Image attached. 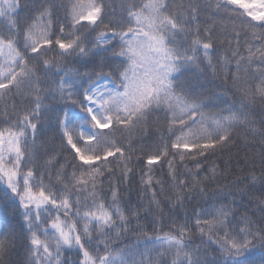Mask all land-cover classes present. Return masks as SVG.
<instances>
[{
    "label": "snow or ice",
    "instance_id": "obj_1",
    "mask_svg": "<svg viewBox=\"0 0 264 264\" xmlns=\"http://www.w3.org/2000/svg\"><path fill=\"white\" fill-rule=\"evenodd\" d=\"M0 113V264L18 245L20 264H264V0H0ZM239 128L260 175L245 160L239 201L221 188L188 212ZM137 169L146 206L123 194ZM162 205L183 222L164 231Z\"/></svg>",
    "mask_w": 264,
    "mask_h": 264
},
{
    "label": "trees",
    "instance_id": "obj_2",
    "mask_svg": "<svg viewBox=\"0 0 264 264\" xmlns=\"http://www.w3.org/2000/svg\"><path fill=\"white\" fill-rule=\"evenodd\" d=\"M57 2H60V0H57ZM203 3L204 0H201ZM63 14V10H61V15ZM226 46H223L220 48V55H224L225 51L224 48ZM188 82L194 87L195 91L197 93H200L204 95L205 97H212L214 95H222L225 97V100H227L228 103L221 104L220 108H226L229 104L233 103L234 97L231 92L226 93V87L222 83L223 77L215 78L212 76L211 72H205L203 74L197 72V71H191L187 73L186 76ZM237 106H239L238 98L235 100ZM218 110V109H214ZM258 111V109H257ZM5 117L0 113V120H4ZM254 119L257 121V127H259V115L255 116ZM149 134L155 133L157 131L156 127H150L149 128ZM54 136V133L48 132L47 138H51ZM137 139H140V136H137ZM59 139L57 138L55 140V143L51 145L52 147H56L57 150H59ZM262 150V145L260 143L259 138H253L251 135H249L245 129L239 128L237 129V135H236V142L234 146H230V149H226L223 153L218 152L214 157L211 158V161H214L216 165H218V171H225L226 174L224 177L220 178L219 182H213L210 183L207 189V197L201 199L197 198L195 201H192L188 204L187 210L188 212L192 211V208L197 205H203L204 200H211L213 198V194L217 191H219L221 188H224L225 191H232L236 194L237 201L241 198V189L244 190H250V180L247 179L249 175V166H246L244 164L245 160L255 159L257 161V166L255 168L256 175H260V169L258 167L259 162V155ZM63 156H68V153H63ZM70 159V157H68ZM135 163V161H134ZM142 167V165H140ZM189 167H192V165L189 163ZM167 170V166L165 165V171ZM183 171V169H181ZM157 175H160L159 170L157 172ZM237 178H239V182H237ZM139 170L137 169L136 175L133 177L131 184H125L123 185L124 188L128 189L125 191L124 197L125 199L131 198V201L133 205L139 206L140 203H144L146 206V201L141 199V195L138 191L139 189ZM236 183V186H233V183ZM105 189L107 190V184H105ZM251 191V199L253 201V204L251 205L252 208L255 207V201L258 198H264L261 197V191H260V185L257 182L256 189L250 190ZM163 199V197H161ZM231 199V197H229ZM165 220L163 221L164 225V231H167V225L170 223V220L167 219V217L171 216L172 219H179L180 222H183L184 212L183 210L180 211L179 216H174L169 211V206L162 205ZM175 211V210H174ZM145 213L143 210H141V216H143ZM133 226H135V221H133ZM147 231L149 233V236L154 237L157 232L154 231L151 227L147 228ZM143 239V237H141ZM136 240V236L129 234L128 238L120 243V247H123L124 243H134ZM198 242V241H197ZM27 252L25 248L21 246H17L16 250L11 254V260L14 262V264H20L21 261H24L27 257ZM170 256H165L163 258H159L158 264H164V260H168L170 264Z\"/></svg>",
    "mask_w": 264,
    "mask_h": 264
}]
</instances>
